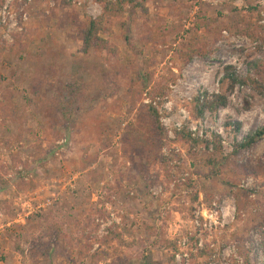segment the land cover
<instances>
[{
	"label": "rangeland",
	"instance_id": "obj_1",
	"mask_svg": "<svg viewBox=\"0 0 264 264\" xmlns=\"http://www.w3.org/2000/svg\"><path fill=\"white\" fill-rule=\"evenodd\" d=\"M98 1L0 0V264H264V0Z\"/></svg>",
	"mask_w": 264,
	"mask_h": 264
},
{
	"label": "trees",
	"instance_id": "obj_2",
	"mask_svg": "<svg viewBox=\"0 0 264 264\" xmlns=\"http://www.w3.org/2000/svg\"><path fill=\"white\" fill-rule=\"evenodd\" d=\"M99 3H101L102 6V11L103 13H109L110 15L114 14L117 12V10H121V1L120 0H115L114 2L112 1H108V0H99ZM103 22V16L101 15L100 17H98L95 20H90L88 23L87 28L83 31L82 33V47L79 49V52L81 53H87V51L91 48H97L102 50L104 48V42L100 39L99 37V32L101 30V24ZM231 85L234 84H244L243 81L236 79V78H232L230 80ZM203 101H201V103H199V99L196 98V104H201L204 108H201L199 111V114L201 115L202 112L204 111V109L206 108L205 106L207 105H212L213 107H225L226 106V99L224 96L222 95H213L211 97H203L202 99ZM264 130V129H263ZM263 130H261L260 132L255 133V137L247 140L244 145H242V148H248L251 145H253L257 139H259L262 134H263ZM185 138V137H183ZM187 140V139H186ZM117 239H120V235H117L116 237ZM154 246L158 245L160 247V249H163L161 247V245L159 243H153ZM152 247V246H151Z\"/></svg>",
	"mask_w": 264,
	"mask_h": 264
},
{
	"label": "built area",
	"instance_id": "obj_3",
	"mask_svg": "<svg viewBox=\"0 0 264 264\" xmlns=\"http://www.w3.org/2000/svg\"><path fill=\"white\" fill-rule=\"evenodd\" d=\"M217 216H218V212L217 211H214L213 212V216L210 217V218H214V224L218 223V217ZM184 247H185V243H182L181 244V248L184 249ZM175 257H176L177 260L180 259V258L186 259L187 258V255L184 254V253H182V255H176Z\"/></svg>",
	"mask_w": 264,
	"mask_h": 264
}]
</instances>
